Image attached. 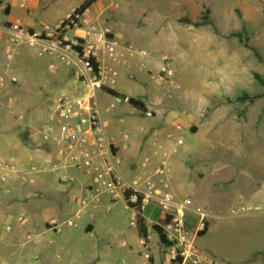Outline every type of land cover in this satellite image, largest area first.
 Listing matches in <instances>:
<instances>
[{"label": "rangeland", "instance_id": "374dc122", "mask_svg": "<svg viewBox=\"0 0 264 264\" xmlns=\"http://www.w3.org/2000/svg\"><path fill=\"white\" fill-rule=\"evenodd\" d=\"M83 1L33 0L23 7L20 0H2L0 163L21 172L0 181V264H150L149 251L178 264L152 229L163 224L164 212L154 204L142 211L151 230L145 245L124 200L105 188L87 205L78 201L87 195L76 196L70 216L48 224L52 231L42 235L45 229L33 224L49 214L45 201L58 182L82 178L88 193L102 190L100 169L68 168L64 175L71 181H60L63 173L49 165L60 163L55 145L44 139L47 103L75 94L83 77L81 60L65 44L95 30L138 54L126 63L101 59L103 84L147 106L142 112L97 92L121 189L135 181L142 190L169 181L177 200H190L186 226L203 264H264V0H100L75 28L57 31ZM136 57L141 61L134 67ZM167 63L174 86L159 79ZM134 84L140 94L130 92ZM32 133L41 135L51 158L45 164L23 160L25 147H33L24 136ZM159 144L163 149L155 155ZM35 166L41 172L27 173ZM69 171L81 178L75 182ZM199 208L206 214L202 221ZM82 220L95 221L92 237L77 228Z\"/></svg>", "mask_w": 264, "mask_h": 264}, {"label": "built area", "instance_id": "2783aa9c", "mask_svg": "<svg viewBox=\"0 0 264 264\" xmlns=\"http://www.w3.org/2000/svg\"><path fill=\"white\" fill-rule=\"evenodd\" d=\"M20 1L21 5L26 7L33 0ZM77 25L75 24L73 28ZM66 28L72 29L69 26L65 28L60 26L58 30ZM78 40L65 44L78 55L83 64V77L82 80L78 81L77 91L75 94H63L55 97L47 105L48 116L44 139L48 142L53 141L56 155L60 159L59 164L50 163V165L52 164L51 171L63 173L60 176V181L69 182L72 178L64 175L67 174L68 168L77 171L83 170L88 173L100 169L105 174V178L100 181L103 186H101L102 190L98 187L91 190L87 196L81 197L78 200L81 205H87L89 201H99L101 199L100 195L104 193L103 188H105L108 195L120 197L124 200L126 208L132 212L131 225L135 228L139 213L138 208L140 207L143 211L148 205H157L164 212L163 220H167L160 225L168 240L172 243L167 248L171 258L178 264H186L188 260L191 264H203L202 256L197 251L186 226L185 216L186 211L190 208V200H177L167 180H161L158 184H151L146 190H142L135 181L122 190L120 177L114 175L115 170L112 161L114 155L110 150L111 142L104 134L96 104L97 92L104 85V76H102L99 61L105 58L110 59L113 63H126L130 57L133 58L138 55L137 52L124 48L119 40L108 38L105 33L98 30L91 31L88 39H82L84 40L83 43ZM72 45L82 46V57L72 49ZM90 57H94L99 64L98 74H95L92 69L89 61ZM174 76L175 72L171 65L169 63L163 64L160 68L159 79L174 86L176 85ZM162 149L163 145L159 144L154 154H158ZM19 171L14 164L0 163V181H5L10 173ZM35 172L39 173L41 169L35 166L32 169L30 168L27 173L32 175ZM32 180L31 177L30 181ZM95 182H99V179L96 178ZM127 190L131 191L128 200L124 196V192ZM197 213L201 216V221L206 217L205 212L200 208L197 209ZM67 224L73 225L71 221Z\"/></svg>", "mask_w": 264, "mask_h": 264}, {"label": "crops", "instance_id": "0c3cea01", "mask_svg": "<svg viewBox=\"0 0 264 264\" xmlns=\"http://www.w3.org/2000/svg\"><path fill=\"white\" fill-rule=\"evenodd\" d=\"M92 6L93 5H91V7ZM86 11L87 12H90V8L87 9ZM140 61H141V59L139 57H136V58H134L131 61V63L135 67V66H137V64ZM119 86H120L121 89L128 91L126 89L127 87L125 86V84H123V83L120 82L119 83ZM117 91L120 92V93H122V94H124L123 92H121L119 90H117ZM100 92H103L105 94H108L105 91H100ZM130 92L131 93L133 92V93H136V94H140V92H138V88H137L136 84H134V87L130 89ZM108 95H110V94H108ZM132 97H134V96H132ZM135 98H137V97H135ZM98 106L99 105H97V107ZM98 109L101 111V109L99 107H98ZM109 122H107L108 125H110ZM25 140H27L28 142H30L31 145L33 146V147L31 146L32 147L31 149H29L28 147H25V149H24L25 152H26L25 155H27V156L25 158H23V160H27V161H25L26 164H29L32 161H39L41 164H45L48 160L51 159L50 157H46V154H45L44 150L42 149V147H43V145H42L43 144V140L41 139V135L40 134L32 133V134H30L28 136L25 135L24 136V141ZM38 145H40V146L38 147ZM124 161H125L124 166H126V168H127V166H129L128 163L129 164H132V158H130V157H129L128 161L127 160H124ZM51 166H52V164H51ZM68 173H69V175H71L72 177L75 178V182H76V179H77L76 175H78L81 178V174H79L77 172L69 171ZM58 185H59V187H57L56 194L51 199V201L50 200H49L50 202H46L45 201V204H47V206L49 207V214L46 215V219H44L43 222H40L41 224H38L37 222H33V224L39 225L42 230L45 229L44 231L41 232L42 235L46 234L48 231H52V228L51 227H49V228L47 227L48 224L51 221L61 222L59 220L61 217L67 216V218H68V216H70V214L73 212V199L76 196H78V195L83 196L84 194L85 195H88L87 190L83 186L82 178H81V181L79 183H76V184H74V183L61 184V183L58 182ZM15 189L16 188H12V192L13 193H17V195H18L19 191L18 190H15ZM9 191L10 190H8V192ZM34 195H37V194H34ZM0 204H2V201H0ZM1 213L2 214H5L6 211H1ZM64 221L65 220H63L62 222H64ZM146 225L148 226V224H146ZM77 228H82L83 229V232L86 235H89L90 237H92L93 236V233L96 231V224H95V221H86V222H84L82 220V222H80V226L77 227ZM135 230H136V235L139 237L136 228H135ZM148 230H149V240H148V243L147 244L149 245L150 234H151V230H150V227L149 226H148ZM140 240H142V239L140 238ZM122 244H124L125 247L128 246V244H127V242L125 240L122 241ZM143 249H145V248H143ZM149 252H150V254H152L151 258L149 259L150 264H166L165 263V260L163 259V256L162 255H161L160 258L157 259L154 253H152L151 251H149Z\"/></svg>", "mask_w": 264, "mask_h": 264}, {"label": "trees", "instance_id": "16d2710c", "mask_svg": "<svg viewBox=\"0 0 264 264\" xmlns=\"http://www.w3.org/2000/svg\"><path fill=\"white\" fill-rule=\"evenodd\" d=\"M99 1L100 0H85V1H83L73 11L70 18L66 19L65 21L62 22L61 27L65 28L66 26H69V28H73L75 26V24L79 23V17L82 16L86 12V10L91 7V5H93L94 3H97ZM1 6H2V1L0 0V7ZM4 12L6 15H8L10 13V6L9 5L5 6ZM58 31H61V29H59ZM78 41L80 43L84 42V40H82V39H79ZM71 47L74 51L79 53L80 57L83 56L82 46L72 45ZM255 55L261 59L260 55L257 52H255ZM89 61H90V64L92 66L94 73L98 74L99 73V64L96 61V59L94 57H90ZM262 61L264 62V58H262ZM101 90L105 91L106 93L112 95L115 98H118L121 100H126L128 104H130L131 106H133L134 108H136L142 112H147L146 104L139 98L128 97L125 94H122V93L118 92L117 90H115V89H113L107 85H102ZM130 192H131L130 190H127L124 192V196H125L126 200L129 199ZM138 211H139V213L137 215L136 229H137L139 237L142 239V241L146 245L148 243V240H149V230H148V226L146 225V221H145V218L142 214L140 207L138 208ZM166 221L167 220H163V222H166ZM152 229L158 235L161 244L165 248H168L172 245V243L168 240V238H167V236H166V234H165V232H164V230L160 224L159 225L158 224L153 225ZM206 232H207V226L204 228L203 231L200 232V235H204ZM179 261H181V259H179Z\"/></svg>", "mask_w": 264, "mask_h": 264}]
</instances>
